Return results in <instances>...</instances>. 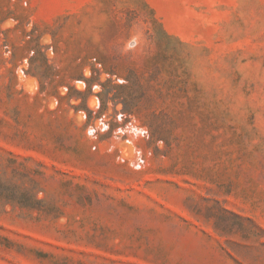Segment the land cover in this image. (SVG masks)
Listing matches in <instances>:
<instances>
[{
  "label": "rangeland",
  "instance_id": "rangeland-1",
  "mask_svg": "<svg viewBox=\"0 0 264 264\" xmlns=\"http://www.w3.org/2000/svg\"><path fill=\"white\" fill-rule=\"evenodd\" d=\"M0 264H264V0H0Z\"/></svg>",
  "mask_w": 264,
  "mask_h": 264
}]
</instances>
